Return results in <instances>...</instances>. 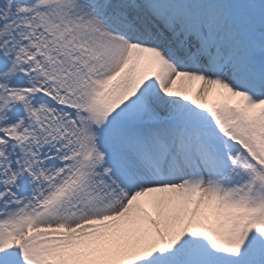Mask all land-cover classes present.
I'll list each match as a JSON object with an SVG mask.
<instances>
[{
    "label": "snow or ice",
    "instance_id": "1",
    "mask_svg": "<svg viewBox=\"0 0 264 264\" xmlns=\"http://www.w3.org/2000/svg\"><path fill=\"white\" fill-rule=\"evenodd\" d=\"M0 264H264V0H0Z\"/></svg>",
    "mask_w": 264,
    "mask_h": 264
}]
</instances>
